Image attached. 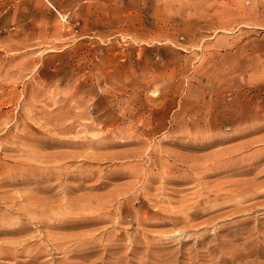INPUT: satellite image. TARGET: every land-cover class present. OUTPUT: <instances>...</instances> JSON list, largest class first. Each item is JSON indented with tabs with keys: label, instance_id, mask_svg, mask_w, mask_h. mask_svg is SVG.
Segmentation results:
<instances>
[{
	"label": "rangeland",
	"instance_id": "rangeland-1",
	"mask_svg": "<svg viewBox=\"0 0 264 264\" xmlns=\"http://www.w3.org/2000/svg\"><path fill=\"white\" fill-rule=\"evenodd\" d=\"M110 259L264 264V0H0V264Z\"/></svg>",
	"mask_w": 264,
	"mask_h": 264
},
{
	"label": "bare ground",
	"instance_id": "bare-ground-1",
	"mask_svg": "<svg viewBox=\"0 0 264 264\" xmlns=\"http://www.w3.org/2000/svg\"><path fill=\"white\" fill-rule=\"evenodd\" d=\"M251 186H252V185H251ZM219 188H220V187H219ZM253 188H254V187H253ZM251 190H252V189H251ZM247 191H248V189H247ZM244 192H246V190H245ZM253 192H254V190H253ZM210 193H211V192H210ZM240 193H241V192H240ZM248 194H249V193H248ZM249 195H250V194H249ZM209 197H210V196H209ZM239 197H240V196H239ZM210 198L212 199L213 197H210ZM244 198H245V197H244ZM245 199L247 200V198H245ZM203 200H204V199H203ZM208 200H209V198H208ZM67 202H68V201H67ZM199 203H200V202H199ZM210 203H211V202H210ZM237 203H238V202H237ZM78 204H79V203H78ZM67 205H68V204H66V206H67ZM69 205H70V204H69ZM194 205H195V204H194ZM196 205H197V204H196ZM63 206H64V205H63ZM71 206H72V205H71ZM106 206H107V205H106ZM234 206H236V203H235ZM251 206L253 207V205H251ZM251 206H249V207H251ZM238 207H240L239 204H238ZM238 207H237V210L240 209V208H238ZM249 207H248V208H249ZM223 208H224V207H223ZM170 209H171V208H170ZM194 209H195V208H194ZM224 209H225V208H224ZM234 209H236V208H234ZM246 209H247V208H246ZM192 210H193V209H192ZM195 210H196V209H195ZM222 210H223V209H222ZM242 210H243V209H242ZM193 211H194V210H193ZM197 211H198V210H197ZM216 211H219V210H216ZM216 211H214V212L216 213ZM251 211H252V210H251ZM117 212H118V211H117ZM167 212H168V211H167ZM190 212H191V211H190ZM235 212H236V211H235ZM235 212H234V213H235ZM238 212H239V211H237L236 213L238 214ZM240 212H242V211L240 210ZM161 213H162V212H161ZM199 213H200V212H199ZM212 213H213V212H212ZM212 213H211V215H213ZM215 213H214V214H215ZM226 213H227V212H226ZM234 213H233V214H234ZM236 213H235V214H236ZM203 214H204V213H203ZM233 214H232V215H233ZM237 214H236V215H237ZM48 215H49V214H48ZM198 215H199V214H198ZM220 215H221V213H220ZM32 216H33V215H32ZM51 216H52V215H51ZM110 216H111V215H110ZM191 216H192V215H191ZM199 216H200V215H199ZM199 216H198V217H199ZM207 216H209V215H207ZM233 216H234V215H233ZM95 217H96V216H95ZM144 217H145V216H144ZM189 217H190V216H189ZM205 217H206V216H205ZM227 217H230V215H227ZM237 217H238V216H237ZM89 218H90V217H89ZM100 218H101V217H100ZM107 218H108V217H107ZM137 218L139 219V217H137ZM140 218H141V216H140ZM142 218H143V216H142ZM191 218H192V217H191ZM191 218H190V219H191ZM194 218H195V215H194ZM211 218H212V217H211ZM225 218H226V217H225ZM230 218L233 219L232 216H231ZM234 218H236V217H234ZM240 218H241V217H240ZM92 219H93V218H92ZM94 219H95V218H94ZM103 219H104V218H103ZM108 219H109V218H108ZM145 219H146V218H145ZM145 219H144V220H145ZM151 219H153V218L151 217ZM236 219H237V218H236ZM75 220H76V219H75ZM84 220H86V219H84ZM84 220H83V221H84ZM118 220H119V219H118ZM142 220H143V219H142ZM183 220H184V219H183ZM228 220H230V219H228ZM233 220H234V219H233ZM39 221H40V220H39ZM41 221H42V220H41ZM65 221H67V219L64 220V221H62V222L64 223ZM70 221H71V220H70ZM73 221H74V220H73ZM73 221H71V222H73ZM76 221H78V220H76ZM93 221H95V220H93ZM93 221H92V223H93ZM97 221H98V220H97ZM102 221H103V220H102ZM136 221H137V220H136ZM149 221H150V220H149ZM149 221H146V223L148 224ZM157 221H158V223H159L160 220L158 219ZM162 221H163V220H162ZM175 221H176V219H175ZM184 221H185V220H184ZM208 221H210V220H208ZM236 221H237V220H236ZM90 222H91V221H90ZM139 222H140V221H139ZM143 222L145 223V221H143ZM143 222H142V223H143ZM165 222H166V221H165ZM186 222H187V221H186ZM193 222H194V221H193ZM47 223H49V222H47ZM47 223H46V224H47ZM58 223H59V222H57V224H58ZM67 223H68V222H67ZM69 223H70V222H69ZM77 223H78V222H77ZM77 223H76V224H77ZM84 223H86V222H84ZM120 223H121V222H120ZM144 223H143V224H144ZM146 223H145V224H146ZM154 223H156V222H154ZM158 223H157V224H158ZM209 223H210V222H209ZM209 223H207V224H209ZM211 223H212V222H211ZM215 223H216V221H215ZM218 223H219V222H218ZM223 223H224V220H223ZM228 223H229V222H228ZM40 224H41V223H40ZM42 224H43V223H42ZM53 224H55V223H53ZM57 224H56V226H57ZM72 224H74V223H72ZM72 224H71V225H72ZM78 224H80V223H78ZM82 224H83V223H82ZM159 224H164V223L162 222V223H159ZM169 224H170V222H169ZM38 225H39V224H38ZM47 225H49V224H47ZM63 225H66V224H63ZM139 225H140V224H139ZM148 225H149V224H148ZM150 225H151V224H150ZM154 225H155V224H154ZM179 225H180V224H179ZM179 225H178V226H179ZM187 225H188V224H187ZM191 225H193V224H191ZM214 225H215V224H214ZM222 225H223V224H222ZM225 225H226V223H225ZM66 226H67V225H66ZM156 226H157V225H156ZM175 226H176V225H175ZM175 226H173V227H175ZM201 226H202V225H200L199 227L201 228ZM204 226H205V224H204ZM210 226H211V225H210ZM212 226H213V225H212ZM220 226H221V225H220ZM226 226H227V225H226ZM226 226H224V228H225ZM51 227H52V226H51ZM53 227H54V226H53ZM57 227H59V226H57ZM57 227H56V228H57ZM60 227H61V225H60ZM63 227H64V226H63ZM185 227L187 228L188 226L185 225ZM193 227H194V226H193ZM228 227H229V226H228ZM40 228H41V226H40ZM79 228H80V227H79ZM83 228H84V227H83ZM195 228H196V227H195ZM214 228H215V227H214ZM217 228H218V227H217ZM217 228H216V230H217ZM219 228H220V227H219ZM51 229H52V228H51ZM53 229H54V228H53ZM61 229H62V228H61ZM75 229H76V228H75ZM172 229H173V228H172ZM175 229H176V228H175ZM181 229H182V228H181ZM183 229H185V228H183ZM192 229H193V228H192ZM202 229H203V228H202ZM206 229H207V228H206ZM226 229H229V228L226 227ZM9 230H10V229H9ZM177 230H179V229H177ZM194 230H195V229H194ZM200 230H201V229H200ZM207 230H208V229H207ZM175 231H176V230H175ZM175 231H173V232L170 233V234L175 233ZM190 231H191V230H190ZM197 231H198V229H197ZM201 231H202V230H201ZM210 231H211V229H210ZM183 232H184V230H183ZM192 232H193V231H192ZM214 232H215V231H214ZM214 232L212 231V233H214ZM216 232H217V231H216ZM216 232H215V233H216ZM145 233H146V232H145ZM179 233H180V232H179ZM181 233H182V232H181ZM181 233H180V236L182 235ZM188 233H189V232H188ZM215 233H214V235H215ZM147 234H148V233H147ZM147 234H146V236H147ZM155 234H156V233H155ZM164 234H165V233H164ZM184 234H185V233H184ZM184 234H183V235H184ZM191 234H192V233H191ZM197 234H198V233H197ZM207 234H208V233H207ZM216 234H217V233H216ZM95 235H96V234H95ZM102 235H103V234H102ZM113 235H114V234H113ZM143 235H144V234H143ZM176 235H178L177 232H176ZM202 235H203V234H202ZM202 235H201V236H202ZM205 235H206V234H205ZM205 235H203V236H205ZM212 235H213V234H212ZM114 236H115V235H114ZM126 236H127V235H126ZM159 236H160V235H159ZM168 236H169V235H168ZM172 236H173V235H172ZM178 236H179V235H178ZM184 236H185V235H184ZM189 236H191V235H189ZM199 236H200V235H199ZM215 236H216V235H215ZM87 237H88V236H87ZM91 237H92V236H91ZM95 237H96V236H95ZM127 237H129V236H127ZM187 237H188V236H187ZM195 237H196V235H195ZM197 237H198V236H197ZM197 237H196V238H197ZM50 238H51V236H50ZM113 238H114V237H113ZM113 238H109V239H113ZM145 238H146V237H145ZM158 238H159V237H158ZM161 238H162V234H161V236H160V239H161ZM166 238H167V237H166ZM170 238H171V237H170ZM176 238H177V237H176ZM179 238H180V237H179ZM190 238H192V237H190ZM193 238H194V236H193ZM199 238H200V237H199ZM201 238H202V237H201ZM203 238H204V237H203ZM203 238H202V239H203ZM206 238H207V236H206ZM212 238H213V237H212ZM212 238H211V239H212ZM220 238H221V237H220ZM146 239H147V238H146ZM150 239H151V238H150ZM177 239H178V238H177ZM211 239H210V241H211ZM218 239H219V235H218ZM221 239H222V238H221ZM223 239H224V238H223ZM74 240H75V239H74ZM77 240H78V239H77ZM89 240H91V239H89ZM97 240H99V239H97ZM163 240H165V239H163ZM168 240H169V239H168ZM168 240H167V241H168ZM184 240H185V239H184ZM187 240H188V238H187ZM187 240H186V241H187ZM190 240H191V239H190ZM190 240H189V241H190ZM197 240H198V239H197ZM203 240H204V239H203ZM203 240H202V242H203ZM216 240H217V239H216ZM49 241H50V240H49ZM67 241H69V240H67ZM70 241H71V240H70ZM84 241H85V240H84ZM94 241H95V240H94ZM111 241H112V240H111ZM113 241H114V240H113ZM147 241H148V240H147ZM161 241H162V240H161ZM165 241H166V240H165ZM170 241L172 242L173 240L170 239ZM191 241H192V240H191ZM212 241H213V239H212ZM230 241H232V240H230ZM64 242H65V241H64ZM92 242H93V240H92L91 242H89V243H92ZM114 242H115V241H114ZM223 242H224V241H223ZM228 242H229V240L227 241V243L225 242L226 246H227ZM250 242H251V241H250ZM51 243H52V242H51ZM68 243H69V242H68ZM80 243H81V242H80ZM86 243H88V242H85V244H86ZM95 243H96V241H95ZM111 243H112V242H111ZM173 243H175V242H173ZM177 243H178V245H179V241H178V240H177ZM196 243H197V242H196ZM196 243H194V244H196ZM200 243H201V242H200ZM204 243H205V242H204ZM57 244H58V243H57ZM66 244H67V243H66ZM82 244H83V243H82ZM97 244H98V243H97ZM145 244H146V243H145ZM180 244H181V243H180ZM182 244H183V239H182ZM214 244H215V242H214ZM216 244H217V242H216ZM221 244H222V243H221ZM221 244H220V245H221ZM225 244H222V246L225 245ZM53 245H54V244H53ZM60 245H62V244H60ZM79 245H80V244H78V246H79ZM86 245H89V244H86ZM105 245H108V244H105ZM109 245H110V244H109ZM113 245H115V244H113ZM113 245H112V246H113ZM117 245H119V244H117ZM148 245H149V244H148ZM183 245H184V244H183ZM183 245H182V246H183ZM197 245H198V244H197ZM206 245H207V244H206ZM251 245H252V244H251ZM258 245H259V244H258ZM51 246H52V245H51ZM62 246H63V245H62ZM83 246H85V245H83ZM112 246H111V247H112ZM119 246H120V245H119ZM121 246H122V245H121ZM121 246L119 247L120 249H121ZM133 246H134V245H133ZM179 246H180V245H179ZM209 246H210V245H209ZM213 246H214V245H213ZM213 246H211L210 248H217V249H218V247H213ZM55 247H56V245H55ZM59 247H60V246H59ZM70 247H71V246H70ZM91 247H93V246H91ZM95 247H96V246H95ZM103 247H104V246H103ZM107 247L109 248L110 246H107ZM107 247L105 246L104 248H107ZM123 247H125V246H123ZM123 247H122V248H123ZM180 247H181V246H180ZM180 247H179V250H180ZM204 247H205V246H204ZM204 247H203V248H204ZM243 247H244V246H243ZM253 247H254V246H253ZM253 247H252V248H253ZM45 248H46V247H45ZM53 248H54V247H53ZM62 248H63V247H62ZM82 248H83V247H82ZM85 248H86V247H85ZM100 248H101V247H100ZM114 248H115V247H114ZM114 248H111V249L113 250ZM131 248H132V247H131ZM134 248L136 249V247H134ZM134 248H133V249H134ZM184 248H185V247H184ZM207 248H208V247H207ZM207 248H205V249H207ZM220 248H221V251H223V248H222V247H220ZM224 248H225V247H224ZM226 248H227V247H226ZM235 248H236V247H235ZM241 248H242V247H241ZM245 248H246V246H245ZM247 248H249V247H247ZM247 248H246V249H247ZM46 249H47V248H46ZM87 249H88V248H87ZM129 249H130V248H129ZM181 249H182V248H181ZM193 249H195V248H193ZM198 249H199V248H198ZM227 249H230V248H227ZM76 250H77V249H76ZM76 250H75V251H76ZM93 250H94V249H93ZM103 250H104V249H103ZM112 250H111V251H112ZM114 250H115V249H114ZM116 250H117V249H116ZM131 250H132V249H131ZM138 250H139V249H138ZM179 250H178L177 252H179ZM191 250H192V249H191ZM199 250H200V249H199ZM225 250H226V249H224V251H225ZM244 250H245V249H244ZM249 250H251V249H249ZM57 251H58V250H57ZM60 251H61V250H60ZM65 251L68 252L69 250H65ZM80 251H81V250H80ZM104 251H106V249H105ZM121 251H122V250H121ZM134 251H136V250H134ZM189 251H190V250H189ZM196 251H197V250H196ZM200 251H201V253H202V250H200ZM200 251H198V252L200 253ZM206 251H207V250H206ZM211 251H212V250H211ZM211 251H210V252H211ZM219 251H220V250H219ZM221 251H220V252H221ZM230 251H231V250H229V252H230ZM246 251H247V250H246ZM251 251H252V250H251ZM251 251H249L248 253H250ZM41 252H42V251H41ZM61 252L63 253L64 251H61ZM67 252H66V253H67ZM71 252H72V251H71ZM77 252H79V251H77ZM91 252H92V251H91ZM93 252L95 253V251H93ZM107 252H108V251H107ZM116 252H117V251H116ZM116 252H115V253L113 252V253L116 254ZM131 252H132V251H131ZM182 252H183V251H182ZM187 252H188V251H187ZM192 252H194V251L192 250ZM210 252H209V253H210ZM69 253H70V252H69ZM69 253H68V254H69ZM81 253H82V251H81ZM81 253H80V256H81ZM84 253H86V251H84ZM88 253H89V252H88ZM88 253H87V254H88ZM108 253H110V252H108ZM118 253H119V252H118ZM120 253H121V252H120ZM129 253H130V252H129ZM132 253H133V252H132ZM174 253H175V252H174ZM180 253H181V252H180ZM184 253H185V251H184ZM184 253H183V254H184ZM204 253H205V252H204ZM204 253H203V254H204ZM212 253H213V252H212ZM223 253H224V252H223ZM225 253H226V252H225ZM225 253H224V254H225ZM230 253H231V255H232V252H230ZM230 253H229V254H230ZM234 253H235V252H234ZM236 253H237V252H236ZM242 253H243V251H242ZM242 253H240V254H242ZM256 253H257V252H256ZM104 254H105V252H104ZM110 254H111V256H112V253H110ZM127 254H128V253H127ZM189 254H190V253H189ZM203 254L201 255L202 257H203ZM206 254H207V252H206ZM226 254H227V253H226ZM229 254H228V257H230ZM240 254H238V256H239ZM245 254H246V253H245ZM250 254H251V253H250ZM254 254H255V252H254ZM48 255H49V254H48ZM73 255H74V254H73ZM93 255H94V254H93ZM96 255H97V254H96ZM107 255H108V254H107ZM119 255H120V254H119ZM129 255H130V254H129ZM166 255H167V254H166ZM170 255H171V254H170ZM175 255H178V254L176 253ZM210 255H211V254H210ZM212 255H213V254H212ZM215 255H217V252H216ZM218 255H219V252H218ZM218 255H217V256H218ZM220 255H223V254L221 253ZM246 255H249V254H246ZM251 255H252V254H251ZM71 256H72V255H71ZM71 256H70V257H71ZM109 256H110V255H109ZM178 256H180V255H178ZM184 256H186V255H184ZM188 256H189V255H188ZM191 256H192V255H191ZM194 256H195V255L193 254L192 257H194ZM213 256H214V255H213ZM213 256H210V257H213ZM226 256H227V255H226ZM243 256H244V255H243ZM254 256H255V255H254ZM32 257H33V256H32ZM90 257H91V256H90ZM113 257H114V256H113ZM113 257H112V258H113ZM129 257H130V256H129ZM163 257H164V255H163ZM182 257H183V256H182ZM192 257H191V258H192ZM199 257H200V256H199ZM199 257H198V258H199ZM210 257H208V258H210ZM221 257H222V256H221ZM223 257H224V256H223ZM233 257H234V255H233ZM256 257H257V256H256ZM87 258H88V257H87ZM87 258H86L85 260H87ZM104 258H105V257H104ZM178 258H179V257H178ZM183 258H184V257H183ZM186 258H187V257H186ZM189 258H190V257H189ZM189 258H187V259H189ZM194 258L197 259L196 256H195ZM204 258H205V257H204ZM206 258H207V257H206ZM218 258H220V257H218ZM74 259H75V258H74ZM108 259H109V257H108ZM114 259H115V258H114ZM128 259H130V258H128ZM128 259H127V260H128ZM159 259H160V258H159ZM167 259H168V257H167ZM196 259H195V261H194V259H193L194 263L196 262ZM201 259H202V258H201ZM211 259H212V258H211ZM213 259H215V258H213ZM234 259H235V258H234ZM234 259H231V260L234 261ZM238 259H239V257H238ZM80 260H81V259H80ZM82 260H83L84 263H85V260H84V259H82ZM116 260H117V259H116ZM127 260H126V261H127ZM181 260H184V259H181ZM216 260H218V259H216ZM225 260H227V259H225ZM247 260H249V259H247ZM89 261H90V260H89ZM89 261H88V263H89ZM100 261H101V260H100ZM107 261H109V260H107ZM111 261H112V260L110 259V262H111ZM122 261H124L123 264L126 263L125 260H121V262H122ZM129 261H130V260H129ZM132 261H133V260H132ZM155 261H156V260H155ZM163 261H164V259H163ZM166 261H167V260H166ZM173 261H175V260H173ZM176 261L178 262V260H176ZM184 261H186V260H184ZM189 261H190V260H189ZM191 261H192V260H191ZM201 261H202V260H200V262H201ZM206 261H208V260H206ZM211 261H212V260H211ZM219 261H220V260H219ZM219 261H217V262H219ZM221 261H222V260H221ZM223 261H224V260H223ZM228 261H229V260H228ZM97 262H98V261H97ZM101 262H102V261H101ZM117 262H118V261H116V263H117ZM170 262H171V260H170ZM181 262H183V261H181ZM186 262H187V261H186ZM230 262H231V261H230ZM237 262H238V261H237ZM251 262H252V261H251ZM251 262H250V263H251ZM95 263H96V262H95ZM104 263H105V262H104ZM106 263H109V262H106ZM112 263H113V262H111V264H112ZM119 263H120V262H119ZM157 263H159V261H158ZM172 263H173V262H172ZM183 263H185V262H183ZM203 263H204V261H203ZM203 263H202V264H203ZM206 263H207V262H206ZM213 263H214V262H213ZM225 263H226V262H225ZM225 263H224V264H225ZM233 263H235V261H234ZM66 264H67V263H66ZM69 264H70V263H69ZM72 264H73V263H72ZM75 264H76V263H75ZM92 264H94V262H92ZM102 264H103V262H102ZM114 264H115V263H114ZM126 264H127V263H126ZM128 264H129V263H128ZM130 264H131V263H130ZM177 264H179V263H177ZM186 264H187V263H186ZM192 264H193V263H192ZM200 264H201V263H200ZM204 264H205V263H204ZM207 264H208V263H207ZM240 264H241V262H240ZM244 264H245V263H244ZM246 264H247V263H246ZM253 264H254V263H253ZM259 264H261V263H259Z\"/></svg>",
	"mask_w": 264,
	"mask_h": 264
}]
</instances>
